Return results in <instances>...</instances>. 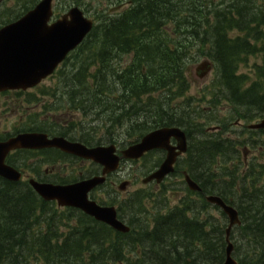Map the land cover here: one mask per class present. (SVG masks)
<instances>
[{
  "label": "trees",
  "instance_id": "trees-1",
  "mask_svg": "<svg viewBox=\"0 0 264 264\" xmlns=\"http://www.w3.org/2000/svg\"><path fill=\"white\" fill-rule=\"evenodd\" d=\"M39 1L6 5L4 0L0 7L6 10L0 14L6 18L0 23L19 19ZM125 1L109 0L118 6ZM81 4L87 9L84 0H73V5ZM102 6L95 8L100 22L52 77L54 84L41 91L53 99L45 103L48 118L67 110L83 120L74 119L64 129L32 114L15 133L42 131L89 146L124 145L155 128L179 126L188 135L189 149L173 176L185 185L187 171L202 190L185 186L187 194L178 205L154 215L145 204L148 196L135 193L118 206L119 217L131 226L123 233L79 209L45 201L27 181L0 177V264H223L229 221L222 211L221 222L209 214L218 207L207 195H219L239 211L242 224L231 235L239 264H264V161L243 157L251 144L264 145L256 136L264 130L248 129L250 135L242 140L238 135L196 138L208 121L199 120L203 99L190 93L189 69L200 57L213 61L215 78L204 92L212 110L218 103L228 104L246 120L264 116V0H128L127 8L113 16ZM260 55L256 77L242 71L251 57ZM178 97L185 101L176 102ZM220 122L225 130L233 127ZM102 131L106 134L100 136ZM19 152V160L31 154ZM45 156L74 161L56 150ZM155 159L157 164L163 160Z\"/></svg>",
  "mask_w": 264,
  "mask_h": 264
},
{
  "label": "water",
  "instance_id": "water-1",
  "mask_svg": "<svg viewBox=\"0 0 264 264\" xmlns=\"http://www.w3.org/2000/svg\"><path fill=\"white\" fill-rule=\"evenodd\" d=\"M54 16L53 0H41L33 9L15 22L0 29V92L15 89H28L38 85L53 74L57 66L68 54L76 49L94 27V20L87 17L80 7L75 6L51 23ZM213 68V63L205 60L196 66L201 79ZM252 128H264V118ZM176 139L177 145L171 143ZM58 148L66 153L101 164L103 174L70 185H55L31 180L34 189L46 200H57L59 205L82 209L97 220L107 223L121 232H129L130 226L119 219L115 206H102L89 198V192L106 181V174L120 167L123 159H139L146 152L162 148L167 155L160 167L144 179L162 182L175 171V164L181 154L187 151V135L180 127H162L146 134L135 143L117 154L113 145L88 147L81 142H73L64 137L49 138L38 132L21 133L6 141H0V176L19 181L22 174L6 163L9 153L16 149ZM186 182L193 191H201L200 185L184 172ZM123 182L120 188H126ZM207 200L219 206L229 218L227 228V252L223 264H239L233 256L234 244L231 231L241 225L237 208L228 204L218 195H210ZM169 264H177L170 262Z\"/></svg>",
  "mask_w": 264,
  "mask_h": 264
},
{
  "label": "rangeland",
  "instance_id": "rangeland-1",
  "mask_svg": "<svg viewBox=\"0 0 264 264\" xmlns=\"http://www.w3.org/2000/svg\"><path fill=\"white\" fill-rule=\"evenodd\" d=\"M4 0H0V6L1 3H3ZM15 0H7V4H12L14 3ZM82 2V0H80ZM85 3H87V9H86V5L81 4L79 5L83 10H87V15L90 18H94L96 19L97 17V12L95 11V8H97V4L102 3V8L105 9V12L109 13L110 15H115L116 13L111 12L113 11L112 9L116 6H118L117 4H111L109 2V0H84ZM70 2V6L68 4H66V2L64 0H54V6L56 8H58V13H64L66 11H68L70 9L71 6L73 5V0H69ZM128 2V0H126L124 2V4L121 6L120 11L124 10L127 8L126 3ZM93 7V8H92ZM5 8L0 7V11H5ZM118 13V12H117ZM5 15L4 14H0V22H2L5 19ZM97 23L100 22V18L96 20ZM1 24V23H0ZM210 60V58L208 57H200L199 60L195 63L190 64L189 69L190 72L192 74V87L190 90V93L192 95L197 96V99L199 100V102L201 101V99H203L200 102V117L199 120L201 123L206 124L208 121V124L206 125V129H209V127L211 126H218L220 125V121H225V122H231L233 125V127L227 128L226 130L224 128L219 129L218 132H216L217 130H206L204 128H201V131H198L195 133L196 138L199 139H206L209 138L211 135H218V136H224V135H231L232 137L236 138L239 136V138L245 139L247 138L250 134L247 132L248 131V127L246 124H249L250 121L252 120H257L258 119H262L263 116L257 117L253 119H250L252 117L248 116V120H246V118L241 117V116H237L236 114H234V108L228 104H219L216 105L217 109L212 110L211 105L209 104V102L207 100H204V92L207 93V90L210 87V84L212 83V81L215 78V73L214 71L210 72L209 75L204 78V79H199L196 76V72H195V68L196 66L201 63L204 60ZM263 63V57L257 56V57H251L248 61V64L245 65L242 68L243 72H246L250 75H252V77H256L255 76V71H256V64H262ZM54 82L51 79L46 80L45 82H43L42 84H40L37 88H34V90L31 91H27L25 93L22 94H17V92L12 91L9 92L7 94H4L2 96H0V134H10V133H15L16 129L17 130H23L24 127H26L28 121H30V115H36L38 114L40 119H48V122H54L55 123V127L58 126V124H63V128H67L69 127V123L73 122L74 119H78L76 121V123H79V120H83L82 116L80 113H77V115H74L72 113V111L67 112V110H60L57 113L52 114L51 116L52 118H48V116L50 115H44L46 113H43L44 111V107H45V103L46 102H52L53 99L52 97L49 95H44L41 93V91H44L45 88L53 85ZM35 94L36 97L39 99L38 100H34L32 99L33 97L31 96V94ZM154 95L158 96V93H155ZM31 98V99H30ZM30 99V100H29ZM198 100L196 102H198ZM185 98L184 97H178L176 99V102H184ZM223 105V107H222ZM41 115V116H40ZM201 115H203V117H201ZM238 121H240V124H237ZM253 121V122H255ZM205 131V132H204ZM21 132V131H20ZM106 134L105 131H102L100 136ZM238 135V136H237ZM257 137L259 138H263L264 140V134H256ZM128 138V135L125 133L123 134V139ZM256 143V142H255ZM253 145L251 144L250 149L245 151L244 154V160L249 161L251 158L253 157H257L259 158V161H264V145L260 146L258 143L255 144V147H252ZM243 150V149H242ZM158 155H152L148 158H146L144 161L139 162L138 164H132L131 162H123L122 167L120 169L119 172L116 173V177L112 178L111 181L115 180L116 184L113 185L112 182H108V184L106 185V190H110V193L112 194L110 197H108L109 195L106 193L100 195V197L103 198V200L107 199L108 201H110L112 203L113 198L114 201L116 202L115 205L119 206V204L121 202H125L128 199H130L132 196L135 195V193H140V194H144L146 195V197L148 196V198L145 199V204L146 206L149 208L148 212H151V215H154L157 211H163V213L167 212L170 208L175 207L176 205H178V203H180V199L183 198L187 192L185 191L184 187L185 185L180 181L181 179L176 178L175 176L169 178L168 180H166V187L163 192L164 187L162 186L161 189H156L153 188L152 186H146L144 185L142 178L146 177V175H148V173L153 170L156 166H157V160L155 159ZM35 158V156L31 157L30 159H27V162H32L33 159ZM22 165L23 169L25 171H29L27 168L25 167L27 166V164H20ZM60 165V163L58 164V166ZM48 166V164H43L42 168H46ZM60 166H63V164L61 163ZM77 168H81L82 170H89L93 169L94 167L91 164L88 163H82V162H77L75 164H73V167ZM65 169V166H63ZM71 171V169H69L68 171H62V175H66L67 173H69ZM75 171V173L77 172V170H73ZM133 173H136L137 175H142L141 178L138 180V182L136 181V183L127 186L126 190L121 191L119 190V185L123 180H134L133 177ZM184 180V179H183ZM116 190V192H114V190ZM105 190V189H103ZM159 192L157 194L154 193V191H158ZM117 194V195H116ZM156 199V200H154ZM163 199L164 201H168V203L163 206ZM209 214L212 215V217L214 219H219V221L221 222L224 217L222 215V212L220 209L216 208V207H212L209 211ZM127 216H130L129 213L127 214Z\"/></svg>",
  "mask_w": 264,
  "mask_h": 264
},
{
  "label": "flooded vegetation",
  "instance_id": "flooded-vegetation-1",
  "mask_svg": "<svg viewBox=\"0 0 264 264\" xmlns=\"http://www.w3.org/2000/svg\"><path fill=\"white\" fill-rule=\"evenodd\" d=\"M7 93V92H6ZM5 93H3V94H0V96H2V95H4ZM159 128V127H158ZM155 129H157V128H155ZM154 130V129H153ZM140 139H138V141H139ZM173 143H176L174 140H173ZM118 147H119V150H118V153H120L121 151H122V149H124V148H126L127 146H122V145H118ZM56 151H58V150H56ZM58 154V153H57ZM152 155H158V156H161L162 158H163V160H164V158H165V155H166V151L164 150V149H154V150H151V151H149V152H147L142 158H140V159H138V160H132L131 161V163L133 164H138L139 162H142V161H144L146 158H148V157H150V156H152ZM75 158V157H74ZM76 160H77V162H84V163H88V164H91V165H93V169H90V171L89 170H87V171H85V170H82L81 168L79 169V168H77V166L76 167H73L72 165H65V169H63V167H61V166H58V164H59V161H61V160H63V159H61V160H59V159H57V160H53V161H55V162H52V164L51 165H48L46 168H40V170L38 169H34V171H31L32 173H33V175L35 176V178L37 179V180H40V181H44V182H48V183H57V182H60L62 179H64V178H62L61 176H62V171H68L69 169H73V170H77V172L75 173V171H73V173H75V174H73L74 176L72 177V176H69V178L70 179H65V180H68V182L67 183H73V182H78V181H80V180H83V179H89V178H92V177H94V176H97V175H101L102 173H103V168L101 167V166H97V164L95 165V163L93 164V162H91L90 160H83V159H79V158H75ZM162 160V161H163ZM161 164V163H160ZM160 164L156 167V168H154L153 170H151L149 173H148V175L149 174H151V172H153V171H155L159 166H160ZM30 172V171H29ZM30 172V173H31ZM71 172V171H70ZM116 173L117 172H113V173H110V174H108L106 177H107V181H106V183L105 184H102V185H99V186H97L96 188H94L91 192H90V197L93 199V200H96V201H98V202H100V203H102L103 202V198L102 197H100V195H102V194H104V193H106V195L108 194V195H111V193H110V190L108 189V190H106V185L108 184V182H112V184L113 185H115L116 184V181L115 180H113V181H111V179L112 178H115L116 176ZM25 175V174H24ZM29 175H31V174H29ZM141 176L142 175H137L136 173H133V177H134V180H131V179H128L129 181H130V184H129V186L130 185H132V184H134V183H136V181L138 182V180L141 178ZM147 176V175H146ZM68 177V176H67ZM117 178V177H116ZM143 179L144 178H142V181H143ZM127 180V179H126ZM144 185H146V186H152L153 188H156V189H161V187L163 186L164 187V189L163 190H165V180L163 181V182H157L156 180H153V181H151V182H149V183H144ZM103 189H105V190H103ZM114 190V192H116V190L115 189H113ZM159 190L156 192V191H154V193L155 194H157L158 192H159ZM154 200H156V199H154ZM164 205V204H163Z\"/></svg>",
  "mask_w": 264,
  "mask_h": 264
},
{
  "label": "bare ground",
  "instance_id": "bare-ground-1",
  "mask_svg": "<svg viewBox=\"0 0 264 264\" xmlns=\"http://www.w3.org/2000/svg\"><path fill=\"white\" fill-rule=\"evenodd\" d=\"M203 5H204V4H203ZM205 7H206V6H205ZM209 8H210V7H209ZM181 10H182V9H181ZM204 10H205V9H204ZM210 14H211V13H210ZM182 30H183V29H182ZM186 37H187V36H186ZM193 40H194V39H193ZM134 87H135V86H134ZM259 108H261V107H259ZM259 108H258V109H259ZM152 113H153V112H152ZM141 118H142V117H141ZM157 122H158V121H157ZM132 123H133V122H132ZM195 140H196V138H195Z\"/></svg>",
  "mask_w": 264,
  "mask_h": 264
}]
</instances>
